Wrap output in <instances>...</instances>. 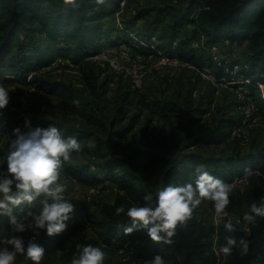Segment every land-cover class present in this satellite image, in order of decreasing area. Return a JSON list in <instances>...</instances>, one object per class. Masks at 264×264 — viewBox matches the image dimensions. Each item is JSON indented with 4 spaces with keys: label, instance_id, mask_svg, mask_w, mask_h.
I'll return each instance as SVG.
<instances>
[{
    "label": "trees",
    "instance_id": "trees-1",
    "mask_svg": "<svg viewBox=\"0 0 264 264\" xmlns=\"http://www.w3.org/2000/svg\"><path fill=\"white\" fill-rule=\"evenodd\" d=\"M109 2L112 0H81L80 7L73 9L66 0H0V80H27L38 89L58 94L66 113L78 114L83 119V123L77 126L56 124L65 136L76 135L80 141L88 137L100 139L103 134L107 158L102 165L112 170L111 177L118 188L113 201L99 202L100 216L90 218L95 236L88 237L82 230L83 222L74 216L67 228V233L72 236L67 244L63 241L62 232L47 236L41 230L38 239L46 249L41 264H70L73 255L79 251L78 245L86 243L101 246L106 252L104 264H110L107 251L112 250L114 241L120 244L133 242L138 264H144L157 251L164 255L166 264H214L217 260L213 248L216 235L219 240H226L229 236H235L238 241L241 237L248 240L247 251L239 244L233 245L232 252L226 253L224 264H264V217L259 214H255L253 221L244 219L242 224L226 217L225 220L230 219L235 228H226L219 235L214 224L199 218L200 203L185 223L177 225L171 243L167 244L153 241L143 229L125 233L123 226L130 222L129 218L126 212H115L120 204L127 209L132 203H145L143 195L148 191L155 194L162 183H183L191 179L197 164H204L216 175L220 170H226L231 178L244 174L246 167L264 166V144L243 154L225 155L190 148L204 141L207 135L194 129L200 120L196 115L199 107L187 97L147 99L139 93V107L155 112L158 122L148 119L137 131L134 118L124 125H117L116 117L109 118L100 107L81 100L77 90L64 80L47 77L37 71L27 79L31 69L44 66L49 59L40 44V34L56 40L63 38L69 45L87 52L86 55L117 44L120 37L111 40L104 33V30L109 34L120 30L118 25H107L103 20L114 14L119 5L118 1L114 5H106ZM163 8L171 10L172 6ZM153 9L159 13L162 7ZM141 16L143 12L138 11L135 18ZM187 24L193 26L194 34L204 35L207 43L228 40L241 44L246 41L241 56L247 68L241 73L247 79L257 74L264 82V0H189L185 11L178 12L173 18L169 25L170 33L166 36L178 37ZM184 43L180 37L179 44L183 46ZM93 45L95 49H89ZM88 82L92 92L99 90L90 80ZM127 95L128 92L123 95L124 102L134 103L133 97L128 98ZM61 171L91 185L99 181L86 165L78 166L66 161ZM230 200L226 209L237 212L242 218L244 210L251 211L252 203H264V175L251 173L243 188L230 193ZM39 206L38 198L25 205V210ZM89 208L80 205L75 213ZM9 227L8 216L0 215V231L6 234ZM31 234V229L23 233L26 237ZM15 263L34 264L23 254H18Z\"/></svg>",
    "mask_w": 264,
    "mask_h": 264
},
{
    "label": "rangeland",
    "instance_id": "rangeland-1",
    "mask_svg": "<svg viewBox=\"0 0 264 264\" xmlns=\"http://www.w3.org/2000/svg\"><path fill=\"white\" fill-rule=\"evenodd\" d=\"M117 1V11L103 19L107 25L120 28L112 34L104 30L111 40L120 37L117 44L86 55L87 52L69 45L63 38L56 40L40 34V44L49 59L44 66L31 69L27 79L37 71L64 80L77 90L81 100L100 107L109 118L116 117L117 125L134 118L137 131L148 119L158 122L155 112L139 107V93L147 99L187 97L199 107L196 115L200 120L194 129L207 135L204 141L190 148L225 155L243 154L264 144V82L257 74L247 79L241 73L247 68L241 56L246 41L241 44L228 40L207 43L204 35L193 33L191 24L184 26L178 37L166 36L173 18L185 11L189 0H112L106 5H114ZM167 5L172 6L171 10L163 8ZM154 7L162 9L156 13ZM138 11H142L143 16L135 18ZM180 37L185 40L183 46L179 44ZM89 49H95V45ZM109 59H114L115 65ZM88 80L99 88L97 92L91 91ZM3 82L10 88V100L0 109V159L6 155L12 129L17 125L24 128L26 117L31 119L32 125L77 126L83 123L80 115L66 113L58 94L38 89L27 80ZM125 92L128 98L133 97L134 103L124 102ZM232 127L238 131L228 139ZM100 137L82 138L81 150H74L68 161L89 167L99 180L97 184L76 180L61 171V181L67 185L66 191L76 205L75 210L80 205L90 206L89 210L74 214L76 220L83 222L82 230L88 237L95 236L90 218L100 216L99 202L113 201L118 192L111 177L112 170L102 165L107 158V147L105 136L101 134ZM220 171L217 175L232 184V192L243 188L249 176L244 172L231 178L226 170ZM251 173L264 175V166L255 164ZM201 203L199 218L214 224L219 235L226 229L223 226L226 217L244 223L246 210L242 218L226 208L223 212L216 211L207 199ZM67 232V229L62 232L65 244L72 237ZM133 246V242L114 241L112 250L107 251L110 264H138Z\"/></svg>",
    "mask_w": 264,
    "mask_h": 264
},
{
    "label": "clouds",
    "instance_id": "clouds-1",
    "mask_svg": "<svg viewBox=\"0 0 264 264\" xmlns=\"http://www.w3.org/2000/svg\"><path fill=\"white\" fill-rule=\"evenodd\" d=\"M66 4L75 9L80 7L81 0H66ZM9 100L10 88L0 80V109ZM24 125L12 129L6 155L0 159V215L6 214L10 225L6 234L0 231V264H15L18 254L41 264L46 251L38 239L41 230L47 236L60 234L68 228L75 213L76 205L66 191L67 185L61 181V170L71 160L73 151L81 150L78 137L65 136L56 124L32 125L27 117ZM193 171L194 176L183 183H162L155 194L146 192L145 203H132L127 209L124 204L118 205L115 212H126L130 221L124 224L123 231L143 229L153 241L170 244L177 225L185 223L203 200L211 201L216 211L223 212L231 202L232 184L202 163ZM252 171L245 168L247 175ZM38 198L37 209L25 210V205ZM250 209L244 213L246 220H255V214L264 217V203L254 202ZM224 226L229 230L235 228L230 219L224 221ZM27 229L33 233L28 237L23 235ZM237 244L247 251L248 240L241 237L238 241L235 236L227 237L222 251L231 253ZM78 249L70 264H104L106 252L98 244H81ZM144 264H166V259L157 251Z\"/></svg>",
    "mask_w": 264,
    "mask_h": 264
},
{
    "label": "built area",
    "instance_id": "built-area-1",
    "mask_svg": "<svg viewBox=\"0 0 264 264\" xmlns=\"http://www.w3.org/2000/svg\"><path fill=\"white\" fill-rule=\"evenodd\" d=\"M109 60H110V63L112 65H115L114 59H109ZM237 131H238V129H236L235 127H232L231 131L228 134V139L233 137L235 135V133H237ZM243 135H245V134H243ZM224 243H226V240H219L218 236L216 235V237L214 238L213 248H214V251L217 255V260L214 264H224V262H225L226 253H224L222 251V248H221V245H223Z\"/></svg>",
    "mask_w": 264,
    "mask_h": 264
}]
</instances>
